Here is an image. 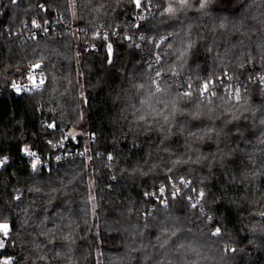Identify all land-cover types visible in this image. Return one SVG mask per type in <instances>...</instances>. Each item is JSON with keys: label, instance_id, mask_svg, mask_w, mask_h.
<instances>
[{"label": "trees", "instance_id": "1", "mask_svg": "<svg viewBox=\"0 0 264 264\" xmlns=\"http://www.w3.org/2000/svg\"><path fill=\"white\" fill-rule=\"evenodd\" d=\"M151 1L156 18L139 25L130 0H75L73 14L69 0L4 5L0 158L9 161L0 169V224L10 225L15 264H99L98 255L101 264H264V94L255 81L264 74V0H208L204 9L195 0ZM35 19L49 22V36L9 37ZM72 19L88 33L66 30ZM102 26L108 40L98 35ZM164 35L163 63L154 67L153 45ZM176 51H187V62L179 76L167 75L180 70ZM32 65L48 73L46 88L14 97L9 82ZM157 69L166 74L161 93ZM224 71L248 91L239 102L223 87L202 99L198 77ZM189 78L193 94L184 97ZM72 127L88 138L65 140ZM25 146L67 158L33 173ZM159 183L168 207L151 196Z\"/></svg>", "mask_w": 264, "mask_h": 264}, {"label": "built area", "instance_id": "2", "mask_svg": "<svg viewBox=\"0 0 264 264\" xmlns=\"http://www.w3.org/2000/svg\"><path fill=\"white\" fill-rule=\"evenodd\" d=\"M16 1L17 0H0V17H1L2 9H3L4 5L7 2L15 3ZM156 15H157L156 7H155L154 3L151 0H149V2L142 9H137L135 7L134 12L131 14V20L136 25H139V24H141L143 22H146V21H154L155 18H156ZM142 17H143V19H141ZM60 20L64 22L65 18L61 17ZM36 25H39L40 27H37ZM65 28H66V30L73 32L76 36H81L82 34H87L88 33L86 28L77 26L74 23L73 19L70 21V23L65 24ZM7 30H8L7 27H5L3 30H0V38L4 37V35L2 33L7 31ZM50 31H51V28H50L49 22L42 23L41 21L35 19L32 22H30V23H28V22L25 23L23 29L20 30L19 32L16 31L15 33H12L13 35L11 33H9L8 35H9V37H13V36L17 37V36H19L20 38L23 39V41H25L26 39L27 40L28 39H35L36 40V39H38L40 37L49 36L50 35ZM98 35H101L102 38H104L106 35L109 37V31L107 29H105V26H102L100 28V31H99ZM127 36H129V35H127ZM164 37L169 38V36L164 35V36L160 37L157 40L156 44H160L161 40H163ZM104 40H105V38H104ZM167 40H165L164 43ZM88 50L97 51V46L94 43H92V44L88 45ZM159 50H160V48H155L154 49V55H153V59H152L153 60L152 61V66H154V67L157 65V63L154 62V58H155V56L159 55ZM35 66H37V65H32V66L28 67L22 73V75H20V77L15 78V79H13V80H11L9 82V84L7 86V90L9 92H11L14 97L21 98V97H24V96H27V95H30V94H34V93H37V92H42L46 88V86H47V84L49 82L48 73L40 65H39L40 66L39 68H35ZM260 76H264V74L263 75H259L258 77H260ZM33 77H35V84H33V80H32ZM41 81H43V83H41ZM255 81L262 88L263 94H264V82H260L256 78H255ZM13 83L21 86L22 89H24V88H28V89L35 88V90H29L27 92L17 93L11 87V85ZM222 87H223L224 91H226V89L230 90V89H235V88H239L240 92L241 91H243V92H247L248 91V84L244 83L242 80H236L234 78L230 82L229 81H225L224 85ZM192 90H193V88L191 89V91ZM211 90L213 91L214 89H211ZM226 92L229 94L228 91H226ZM60 144H63V146L59 147V148L64 149L65 148V141L60 143ZM23 148H29L31 151L36 152L43 159L44 163H43V166L40 167L39 171H41V170L50 171L52 169V167H56L57 165H59V163H61L63 160H65L67 158V154L64 153L63 150L60 151L59 153H57L56 155L47 156L46 158H44L41 155V153L38 150H36V149H32V148H30L28 146H25ZM22 155L24 156V158L28 162L30 170L33 171L32 168H31V162L33 161L34 158L30 157V156H27V155H24L23 153H22ZM56 156H59L61 158L59 160H57L55 158ZM4 158H5V156L1 157L0 160H3ZM8 161H9V158L7 157V162ZM2 167H0V169ZM162 184L163 183H159L158 184V191L155 192V194L159 195V186L162 185ZM165 189H166V187H165ZM177 189H179V188L178 187L174 188L173 195L177 193ZM152 193H154V192H151V194ZM166 193H167V189L165 191L164 199H166ZM153 196H155V195H153ZM166 201H167V199H166ZM200 201H199V203H200ZM168 205L169 204H168V201H167V207H168ZM2 239H3V233L0 232V240H2ZM11 246H12L11 234L8 233L7 242H6L5 246L3 247V250L0 251V261H2L4 259H8V260H10L11 264H15V257L11 253Z\"/></svg>", "mask_w": 264, "mask_h": 264}, {"label": "snow or ice", "instance_id": "3", "mask_svg": "<svg viewBox=\"0 0 264 264\" xmlns=\"http://www.w3.org/2000/svg\"><path fill=\"white\" fill-rule=\"evenodd\" d=\"M130 2L137 8V9H142L148 2L149 0H130ZM180 4L184 7L188 6V2L189 0H179ZM196 3L199 4V9H204L207 7V2L208 0H203V2H201V0H195ZM168 14H174L175 9L173 7H171L170 5L167 7L166 9ZM143 19V17L141 18ZM37 27H40L39 25H36ZM221 27H223V25H221ZM105 40H107L109 37L106 35ZM125 40H129L131 41L132 39H134V37L132 36H126L124 37ZM141 40H144L145 37L143 35L140 36ZM167 37H164L163 40H161L160 44H154V48H161V46L164 44V41L167 40ZM136 47H140V45H135ZM168 47H171V44L167 45ZM189 47H191V45H189ZM107 52L109 53V55L112 53V45L111 44H107ZM187 51H176V56L179 60V69L180 70H176L175 66H172V69L170 72L167 73V75H172V76H179L180 72L183 70L184 65L186 64V57H187ZM109 62H111L109 60ZM154 62L157 64H162L163 63V58L159 55L155 56L154 58ZM151 64V62H150ZM40 66L37 65L35 66V68H39ZM165 73L160 72L159 69H157L156 71V76L161 78L160 80L156 81V88L155 91L157 93H161L165 91V87L161 85V80H164V83L166 84L167 81L165 80ZM200 79V83L196 84V90L199 92L200 97L203 98H207V97H214L216 96V92L212 91L211 89H215L217 87H222L224 85L225 81H232L233 80V76L229 75L226 71H224L220 76H213V75H209V78L207 80H204L202 78ZM256 79H258L260 82H264V76H260L257 77ZM33 80V84H35V77L32 78ZM191 78H189L188 81H186V86H187V90H185L184 92L180 93V95L184 96V97H191L193 92L191 91V89L193 88V83L190 82ZM41 83H43V81H41ZM11 87L17 92V93H21V92H27L29 90H35V88L33 89H28V88H24L22 89L21 86L13 83L11 85ZM226 91L229 92V96L230 98H234L237 102H239L240 100V90L239 88H235V89H226ZM165 119H167V117H165ZM48 128L50 129H57V126L52 123V124H48ZM78 139L77 137L72 136L71 134H68L65 137V140H76ZM46 144L49 145L50 148H57V147H62L63 144L58 145L56 142H48L46 141ZM21 152L24 155L33 157V161L31 162V168L33 171H39L40 167L43 166V159L36 153L31 151L29 148H23L21 149ZM80 155H83V153H79ZM57 160H59L61 157L56 156L55 157ZM108 161H112L113 157L112 155H108L107 157ZM7 163V157H5L3 160H0V167H2L4 164ZM181 183L183 184L184 181H181ZM187 186V185H185ZM165 186L162 184L159 186V197H157L159 199V202L162 203L165 207H167V201L166 199H164V195H165ZM179 194V189H177V193L173 195V199L175 198V195ZM156 195L155 193H152L151 196ZM204 197V192L201 191L199 193L198 199L196 200V202L191 203V207L192 208H197L199 206V201L201 199H203ZM189 200H191V198H189ZM201 212H203V209H200ZM10 231V225L9 224H0V232L3 233V239L0 240V251L3 250V247L5 246L6 242H7V237H8V233ZM221 234V229L220 227H217L215 229V231L213 232V235H220ZM234 251V250H233ZM0 264H11L10 260L8 259H4L2 261H0Z\"/></svg>", "mask_w": 264, "mask_h": 264}, {"label": "rangeland", "instance_id": "4", "mask_svg": "<svg viewBox=\"0 0 264 264\" xmlns=\"http://www.w3.org/2000/svg\"><path fill=\"white\" fill-rule=\"evenodd\" d=\"M168 1H173V2H176L179 5H181L180 2H179V0H168ZM191 1L192 0H189L188 4ZM69 2H70V9H71V12L73 14L74 11H75V0H69ZM62 134H63V132H62ZM68 134H71L72 136L77 137V138L79 136H82L84 139H87L88 138V134L87 133L82 132L81 130H78V129L74 128V127L70 128L69 130H66L65 136H67ZM85 154L88 156L87 157V162L85 163V165H90L89 164L90 157H89L88 150H85ZM32 172L35 173L37 171H32ZM90 173L93 174V170L92 169H90ZM89 195H90L89 202L91 204V210H92V218L95 219V213H94V211L97 208V202H96V196H95V193H94V180H93V178H90L89 179ZM9 233H11V230L9 231ZM98 262H99V264H101V256L100 255H98Z\"/></svg>", "mask_w": 264, "mask_h": 264}, {"label": "water", "instance_id": "5", "mask_svg": "<svg viewBox=\"0 0 264 264\" xmlns=\"http://www.w3.org/2000/svg\"><path fill=\"white\" fill-rule=\"evenodd\" d=\"M52 124V123H51ZM55 124V123H54ZM56 149H59V147H57ZM23 197V195H22V193L21 192H19V193H16L15 194V201H18L20 198H22ZM262 218H264V214L262 215Z\"/></svg>", "mask_w": 264, "mask_h": 264}]
</instances>
